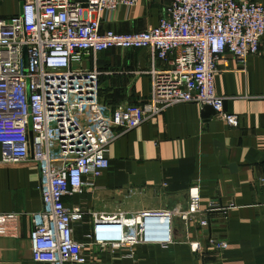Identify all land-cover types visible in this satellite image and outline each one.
<instances>
[{
	"label": "built area",
	"instance_id": "built-area-1",
	"mask_svg": "<svg viewBox=\"0 0 264 264\" xmlns=\"http://www.w3.org/2000/svg\"><path fill=\"white\" fill-rule=\"evenodd\" d=\"M137 1L22 0L18 13L0 17V161L37 165L41 207L30 215L29 239L34 263L88 261L72 229L86 213L65 207L63 198L82 193L90 179L109 168L108 146L118 136L180 103L209 105L228 126L239 124V115L224 109L214 77L226 52L242 69L249 55L259 53L264 6L253 0H171L155 26L130 33L100 31L102 10ZM113 47L144 48L152 63H162L149 70L147 98L112 106L101 98L97 69L70 67L72 58ZM199 204L195 183L185 209L90 213V245L119 249L169 243L173 218L208 229L213 213L225 219L233 206L214 201L203 210ZM19 217L0 213V236H13ZM210 243L217 250L227 247L225 241ZM191 250L200 247L193 244Z\"/></svg>",
	"mask_w": 264,
	"mask_h": 264
},
{
	"label": "crops",
	"instance_id": "crops-1",
	"mask_svg": "<svg viewBox=\"0 0 264 264\" xmlns=\"http://www.w3.org/2000/svg\"><path fill=\"white\" fill-rule=\"evenodd\" d=\"M83 3L85 0H71ZM171 0H138L134 6L102 10L100 31L130 33L155 26ZM264 6V0H253ZM22 0H0V17L19 12ZM152 63L149 50L113 47L72 58L74 69H97L101 98L112 106L148 97ZM215 92L224 109L239 115L230 127L196 103L167 107L121 134L107 150L109 168L89 180L82 193L63 198L65 207L86 214L73 222V237L82 245L85 264H264V33L260 51L242 69L226 52L218 62ZM85 182H87L85 180ZM199 184L200 209L233 205L210 228L173 218L170 242L119 249L90 245V213L127 215L141 211L186 208L191 185ZM41 207L39 174L32 161H0V213L19 214L17 232L0 236V264H37L31 260L30 215ZM210 240L225 241L215 249ZM200 250L193 252L191 245Z\"/></svg>",
	"mask_w": 264,
	"mask_h": 264
},
{
	"label": "water",
	"instance_id": "water-1",
	"mask_svg": "<svg viewBox=\"0 0 264 264\" xmlns=\"http://www.w3.org/2000/svg\"><path fill=\"white\" fill-rule=\"evenodd\" d=\"M21 4H22V3H21ZM24 65H26V60H25V58H24ZM204 108H205V110H206L208 113H214V110H213V108H212L211 106H209V105H205Z\"/></svg>",
	"mask_w": 264,
	"mask_h": 264
},
{
	"label": "trees",
	"instance_id": "trees-1",
	"mask_svg": "<svg viewBox=\"0 0 264 264\" xmlns=\"http://www.w3.org/2000/svg\"><path fill=\"white\" fill-rule=\"evenodd\" d=\"M100 93V92H99ZM101 95V94H100Z\"/></svg>",
	"mask_w": 264,
	"mask_h": 264
}]
</instances>
